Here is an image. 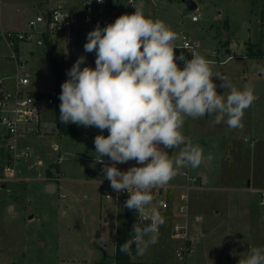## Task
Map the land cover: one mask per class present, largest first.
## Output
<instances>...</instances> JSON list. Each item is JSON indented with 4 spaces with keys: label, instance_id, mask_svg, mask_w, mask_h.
Here are the masks:
<instances>
[{
    "label": "rangeland",
    "instance_id": "374dc122",
    "mask_svg": "<svg viewBox=\"0 0 264 264\" xmlns=\"http://www.w3.org/2000/svg\"><path fill=\"white\" fill-rule=\"evenodd\" d=\"M195 1V10H188L182 0H157L155 5L143 4V11L177 33L176 45L183 35L190 38L193 47L187 59L193 54L204 56L212 62L213 73L225 76L238 89L251 87L255 100L244 112L242 128L216 125L214 117L207 115L186 118L183 135L212 159L195 169H178L167 185L152 190V206L165 223L159 228L158 242L144 255L135 253L132 258L162 264H238L247 258L249 248L264 247V205L260 203L264 190V57H248L245 47L249 39L264 47V0ZM78 3L0 0L2 28L32 34L31 40L17 44L18 51L0 41V78L13 85L17 74L25 73L29 84L24 90L51 91L54 74L46 47L36 44L48 25L30 26L29 21L59 4L75 7ZM135 5L126 4L122 12L133 14ZM88 32H78L69 43L64 33L57 31L52 37L58 59L67 54V71L81 55L86 57L81 68L95 67V52L84 51ZM177 63L182 67L181 61ZM217 92L228 94L219 87ZM54 109L53 104H46L35 131L16 137L18 157L11 178L3 167L13 162L9 143L14 141L4 139L7 129L0 122V264H99L111 260L107 253L114 254L117 228L127 208L124 196L111 189L95 158L94 138L107 136L108 131L75 124L74 133L60 132ZM6 113L0 109V114ZM171 151L175 159L179 150ZM134 165L135 161H129L116 166L126 171ZM47 170L57 176L54 192L46 190ZM183 193L188 196L185 200ZM159 199L168 207H158ZM184 204L187 208L181 211ZM175 224L185 227L187 239L171 236ZM251 228L253 235L248 232Z\"/></svg>",
    "mask_w": 264,
    "mask_h": 264
},
{
    "label": "clouds",
    "instance_id": "9594fccd",
    "mask_svg": "<svg viewBox=\"0 0 264 264\" xmlns=\"http://www.w3.org/2000/svg\"><path fill=\"white\" fill-rule=\"evenodd\" d=\"M134 8L133 14H123L103 28L97 24L87 33L84 51L95 52V67L81 68L86 61L81 55L67 71L59 116L64 124L108 131L107 136L94 138L96 162L103 165L101 171L114 192L128 193L124 208L148 222L133 224V235L120 251L144 255L158 242L165 223L152 206V190L167 185L178 169H195L212 159L183 135L186 118L207 115L216 125L242 128L244 112L255 96L251 87L238 89L225 76L213 73L212 62L204 56L187 59L181 52L177 57V33L162 20L146 16L142 3ZM218 87L227 90V96L219 94ZM176 149L173 159L169 150ZM129 161L136 165L126 171L116 166ZM238 264H264V247L249 248L247 258Z\"/></svg>",
    "mask_w": 264,
    "mask_h": 264
},
{
    "label": "built area",
    "instance_id": "2783aa9c",
    "mask_svg": "<svg viewBox=\"0 0 264 264\" xmlns=\"http://www.w3.org/2000/svg\"><path fill=\"white\" fill-rule=\"evenodd\" d=\"M157 0H103V3H98L97 0H80L78 6H65L59 4L56 7L42 11L38 13L37 17L29 21L30 26H34L38 22H46L48 25L47 30L42 32H49L52 37L55 33H64L66 37L65 43H69L74 40V35L78 32L91 31L97 24L101 28L115 21V19L124 13L120 9L121 3L128 5L134 4H156ZM192 20L197 21L198 16L193 15ZM40 32V33H42ZM32 34L20 31L4 30L1 26V13H0V41L6 44L9 48L13 49L15 44L19 42H27L31 40ZM181 44H177L178 47L185 48L187 50L192 49L190 38L182 36ZM82 40V38H81ZM36 44L45 46L41 37L36 38ZM15 51V50H14ZM13 51V52H14ZM15 53V52H14ZM13 53V57L16 55ZM62 61H67V54L63 56ZM29 84L28 76L23 74H17L13 85H9L4 79L0 78V109L8 110V113L0 114V122L6 126L7 136L6 139L12 137L14 142L9 143V150L12 151L13 162L4 167V173L7 177L15 176V170L13 167L15 159L18 157L16 148V137L25 132L35 131V127L39 124L42 110L46 108V104H53L51 97H37L34 96L29 90H24V87ZM56 148V145H54ZM22 151H25L21 149ZM9 151V152H10ZM105 163H111L109 158H104ZM41 163V161H39ZM100 164V163H99ZM102 165V164H100ZM103 167V165H102ZM5 178V177H4ZM197 178H193L196 181ZM105 190H103L104 192ZM262 197L260 203L264 205V190L261 191ZM106 197L110 196V193L105 194ZM124 202L128 199V193H120ZM187 194L181 195L182 199H187ZM158 207H168L167 202L164 199L157 201ZM187 205H181L180 210H185ZM171 236L173 238H188V234L185 231V227L180 224H175L171 230ZM181 252H178L180 255Z\"/></svg>",
    "mask_w": 264,
    "mask_h": 264
},
{
    "label": "trees",
    "instance_id": "16d2710c",
    "mask_svg": "<svg viewBox=\"0 0 264 264\" xmlns=\"http://www.w3.org/2000/svg\"><path fill=\"white\" fill-rule=\"evenodd\" d=\"M119 1V0H118ZM258 1V0H253ZM40 37L43 39L45 44V54L49 59L50 62V69L54 74L53 79V89L51 91H33L31 92L34 96L37 97H51L53 99V105H54V116H55V122L57 123V129L60 132L63 133H74L76 129V125L74 123H68L64 124L60 121V103L59 100V94L61 92V84L68 79L65 76V72L67 71L65 67V63L62 60L58 59L57 55V49L56 44L52 40V34L49 32H42ZM14 50L18 51L17 44L14 45ZM187 49L185 48H177L176 52L178 54H181V52L184 54V56L188 57ZM246 55L253 59H261L264 57V47L261 42L259 41H251L248 40L246 42ZM10 163V161H8ZM11 164V163H10ZM4 168V167H3ZM47 175L50 177H53V174L50 173V170H47ZM3 173L0 172V177L3 176ZM137 222L140 223L142 226L145 223H148L147 221H141L139 219L138 214L135 210H129L126 209V212L124 214L123 219L120 221L119 226L117 228L116 232V241H115V251L112 256H110L108 253L106 256L109 257L108 262L101 261L99 264H162V262H149L144 260H136L132 258V256L135 254L133 251L132 255L124 254L120 251V246L125 242V240H128L131 238L133 233L131 232L133 224ZM133 247H135L133 245Z\"/></svg>",
    "mask_w": 264,
    "mask_h": 264
},
{
    "label": "crops",
    "instance_id": "0c3cea01",
    "mask_svg": "<svg viewBox=\"0 0 264 264\" xmlns=\"http://www.w3.org/2000/svg\"><path fill=\"white\" fill-rule=\"evenodd\" d=\"M74 2H72V4H73ZM72 4H70V5H72ZM80 4V0H79V3L76 5V6H78ZM198 5V4H197ZM126 6V4L125 3H121V5H120V9H121V11H123L122 9L124 8ZM124 13V12H123ZM82 40H84V38H82ZM250 40V39H249ZM231 42V41H230ZM228 43V47L231 45V43ZM246 42H247V40L245 41V47H246ZM238 47H240V45H238ZM232 56V54L231 55H229V57H231ZM6 136H7V132H6V134H5V136H4V139H6ZM8 140V139H7ZM52 166H54V164L52 165ZM48 173V172H47ZM53 174V173H52ZM46 178L44 179V183L46 184V188H47V185H48V183H54L55 184V180H56V175H54L53 174V177H50V176H45ZM1 179V178H0ZM4 181V180H3ZM201 185H203V183L201 182ZM204 186V185H203ZM55 186H54V188H53V190H51V191H48L47 189V191L48 192H54V190H55ZM197 219L199 220L200 219V217H197ZM248 232H249V234H251V235H253L254 234V231H253V228H251V229H249L248 230Z\"/></svg>",
    "mask_w": 264,
    "mask_h": 264
},
{
    "label": "water",
    "instance_id": "95a60500",
    "mask_svg": "<svg viewBox=\"0 0 264 264\" xmlns=\"http://www.w3.org/2000/svg\"><path fill=\"white\" fill-rule=\"evenodd\" d=\"M182 1L186 4L188 10H195L198 7L195 0H182ZM54 186H55L54 183H48L46 189L48 191H51V190H53Z\"/></svg>",
    "mask_w": 264,
    "mask_h": 264
}]
</instances>
